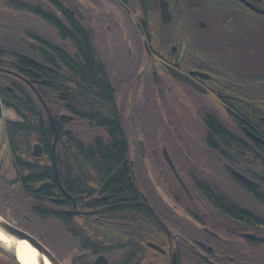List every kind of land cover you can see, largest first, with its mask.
<instances>
[{"label": "flooded vegetation", "instance_id": "af4514ba", "mask_svg": "<svg viewBox=\"0 0 264 264\" xmlns=\"http://www.w3.org/2000/svg\"><path fill=\"white\" fill-rule=\"evenodd\" d=\"M1 4L12 8L0 7V207L6 216L0 215L16 226L21 219L31 221L17 214V206L12 210L11 200L29 204L36 216L76 213L77 226L89 237L80 238V249L69 254L72 264H125L124 255L113 258L105 252L112 241L107 218L114 209L107 203L118 191L110 182L118 172L136 180L135 168L140 179L154 181L164 163L188 198L184 206L177 205L153 184L155 193L169 202L157 211L144 191L137 190L157 220L154 234L167 246L146 240L156 252L150 258L169 264H264V240L242 235L264 236V142L245 130L264 141V111L257 108L255 125L241 121L231 143L235 150L224 141L210 140L207 124L208 120L211 129L223 128L226 115L238 120V107L248 94L238 91L242 78L228 54L238 44L229 40L238 37L240 22H264V13L253 8L264 9V0H0ZM229 32L232 35H226ZM167 66L189 75L205 91ZM253 73L244 80L257 92L260 75ZM258 94L264 99V92ZM15 100L25 102L24 112ZM33 116L40 120L38 129ZM113 117H122L118 121L123 127L124 118H130L134 132L144 117H152L158 128L170 122L175 132H188L190 140L173 141L168 148L133 135L124 142L120 166L103 177L91 201L80 203V197L62 184L59 162L65 158V145H71L74 126L79 128L82 118L108 124ZM199 131L203 140L194 135ZM176 164L183 166L188 185ZM236 171L256 185H247ZM161 210L169 216L162 218ZM220 228L234 236L220 233ZM32 235L47 246L42 234ZM99 255L105 260H96ZM7 258L0 250V264Z\"/></svg>", "mask_w": 264, "mask_h": 264}, {"label": "trees", "instance_id": "16d2710c", "mask_svg": "<svg viewBox=\"0 0 264 264\" xmlns=\"http://www.w3.org/2000/svg\"><path fill=\"white\" fill-rule=\"evenodd\" d=\"M0 7L4 8L3 11H10L12 5L1 4ZM239 77L240 75H238ZM241 78L242 80L238 79V81L239 84H242V88L240 90L239 87L238 91H242L244 94H248V96L243 95L242 105L238 107V120L234 116L226 115L223 120V128L219 129L217 127L211 129L207 120L210 129V132H208L209 139L224 141L226 143L225 146L230 150H235L234 145L231 143L234 141V134L239 131L241 121L248 125H255L258 119L257 115L261 111H264V99L261 98L263 94H258L264 92V76L260 75L258 77L257 92L251 89L252 85L249 80H244L245 77L243 76ZM14 102L19 111H25V102L23 100H15ZM257 108L260 112L257 111ZM82 119L84 121L81 122L79 128L77 125L74 126L75 133L72 134L74 140L71 141V145H65V158L62 160V163L59 162V165H63L62 168L60 166L59 172L64 188L75 198L80 197L78 199L80 203L91 201L92 193L98 188L103 177L111 169L115 170L120 166L121 158L125 153L124 142L129 140L133 135L142 138L146 143L158 141L165 144L168 148L173 141L190 140L188 132H175L171 128L170 122H163L160 128H158L153 122L152 117H144V122L142 121L138 124L135 132L129 127L131 124L127 120H130V118L127 117L124 118L126 120L125 127H123L124 125L121 121H118L122 117H113V121L108 124L104 123L103 119ZM39 121V118L33 116L32 123L37 129L40 127ZM95 126H103L106 129L102 128V130H99ZM37 129L33 133H36ZM194 135H197V140L204 139V134L200 133V131L194 133ZM95 141H97V144L94 147H91L92 145L89 147ZM76 142L80 145L77 146ZM58 147H60V140L57 142ZM62 155L60 154V156ZM182 168L183 166L176 164L177 171L184 179L186 176ZM136 170L135 168L136 180L131 179L130 174H127L129 175L127 177L124 172H122L123 176L118 172V174H114L110 182L111 188L118 191L114 192L109 203H107L114 209L109 213L112 217L107 218L110 225L107 237L111 238L112 241L109 242V249L105 252L111 253L112 257L114 256L113 258H116V255H124L127 258L125 264H169L166 261L149 263L150 260H145V256L148 254L156 253L146 246V240H152L156 243H161L162 246H167L164 244L163 239L160 240L154 234V227L158 226L157 220L150 214L146 203L137 194V190L141 189L144 191L147 200L157 211L158 208L160 209L162 205L169 202L164 201L162 196L155 193L153 184H157L177 205L184 206L187 204L186 200L188 197L183 193L177 179L167 164L163 163L160 165L159 175L154 181L140 179L141 173ZM184 181L188 185V181L185 179ZM136 205L141 206L142 210L134 209L133 206ZM9 206H11L12 210L14 206H17V214L21 215L24 213L31 218V221L21 219V222L19 221L17 226L32 234H42L44 242L53 254L64 262L71 252L80 249L81 241L79 239L89 237L86 234L87 231H84L80 227V224L77 226L76 213H64L60 216L50 214L48 216H36L31 212L33 209L29 204H19L11 200ZM122 207H125V210ZM0 213L6 216L5 210L1 207ZM160 215L162 218L164 216L168 217L169 212L161 210ZM169 225L171 228L173 227L172 224ZM240 230L242 231L243 229ZM240 230L238 229V231ZM78 231L82 234H77ZM218 231L224 235L234 236L233 234H228L224 228H220ZM161 232H163L162 229ZM238 237H240L239 234ZM98 246L106 247L108 245L98 244ZM85 247L90 249L88 245H85ZM7 256L8 260L2 262V264H20L12 256L8 254Z\"/></svg>", "mask_w": 264, "mask_h": 264}, {"label": "water", "instance_id": "95a60500", "mask_svg": "<svg viewBox=\"0 0 264 264\" xmlns=\"http://www.w3.org/2000/svg\"><path fill=\"white\" fill-rule=\"evenodd\" d=\"M248 4L251 5L250 3ZM253 8L256 11L264 13V9L256 8V7H253ZM167 68L169 69V71H171L173 74L177 75L178 77H180L187 83H190L191 85L195 86L197 89L201 90L202 92L205 91L204 87L195 83V81L191 79L189 75L179 72L176 69H173L169 66H167ZM1 119H2V107L0 103V121ZM245 130L252 137L258 139L259 141L264 142L258 136H255L249 129L245 128ZM163 151H164L165 157L167 158L170 165L174 169V166L169 160V156H168L166 149L164 148ZM174 172L176 173L175 169H174ZM236 174L247 185L249 186L256 185L254 181H252L250 178L243 175L242 173L236 171ZM242 235L248 238L264 240V236H257L252 233H243ZM0 236L2 237L0 238V250L12 256L13 258H15L20 264L22 263L19 261L17 254H16V249H17V245L19 242H23L26 248L31 252L33 260H34V264H63L39 238L35 237L28 231L16 226L15 224L10 223L2 215H0ZM149 244L156 249H161L157 244L153 242H149ZM104 258H105L104 255H99L97 256L96 260H99V259L105 260Z\"/></svg>", "mask_w": 264, "mask_h": 264}, {"label": "rangeland", "instance_id": "374dc122", "mask_svg": "<svg viewBox=\"0 0 264 264\" xmlns=\"http://www.w3.org/2000/svg\"><path fill=\"white\" fill-rule=\"evenodd\" d=\"M238 26V37L232 35V33H226V35L231 34L232 37L229 40L230 44H238V48L235 52L232 49H228V54L233 61L234 70L238 72V75L243 77L250 76L254 71L252 76L264 74V22L254 21V19L244 20L240 22ZM231 28L232 26L227 25L226 28ZM243 30V32L240 31ZM193 35V34H191ZM221 36V35H220ZM238 40L237 42L234 38ZM217 43V42H213ZM229 56V55H228ZM236 61V62H234ZM165 193L164 191H162ZM151 255L145 256V260L149 263H159L157 259L150 258ZM65 264H72L69 257L65 261Z\"/></svg>", "mask_w": 264, "mask_h": 264}, {"label": "bare ground", "instance_id": "6f19581e", "mask_svg": "<svg viewBox=\"0 0 264 264\" xmlns=\"http://www.w3.org/2000/svg\"><path fill=\"white\" fill-rule=\"evenodd\" d=\"M0 238H2L0 236ZM2 240V239H1ZM4 240V239H3ZM16 254L22 264H34L31 252L26 248L23 242H19L16 249Z\"/></svg>", "mask_w": 264, "mask_h": 264}]
</instances>
